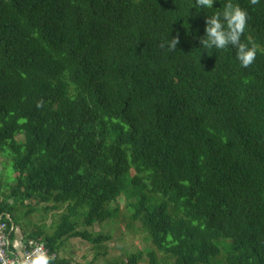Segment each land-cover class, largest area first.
I'll return each instance as SVG.
<instances>
[{
    "label": "trees",
    "instance_id": "trees-1",
    "mask_svg": "<svg viewBox=\"0 0 264 264\" xmlns=\"http://www.w3.org/2000/svg\"><path fill=\"white\" fill-rule=\"evenodd\" d=\"M229 2L257 47L247 68L235 48L199 43ZM7 155L9 239L18 226L50 264H83L60 254L70 237L96 260L111 235L93 226L107 220L148 243L110 264H264V0H0ZM30 201L62 208L51 232L22 228Z\"/></svg>",
    "mask_w": 264,
    "mask_h": 264
},
{
    "label": "rangeland",
    "instance_id": "rangeland-1",
    "mask_svg": "<svg viewBox=\"0 0 264 264\" xmlns=\"http://www.w3.org/2000/svg\"><path fill=\"white\" fill-rule=\"evenodd\" d=\"M8 156V157H7ZM5 158L0 157V175L6 180H10L14 177V170L11 165L10 156L7 155ZM31 204H34L36 208L33 212L29 213L27 216H20V223L23 229L26 231L33 229L34 224L41 227L44 232H51L53 229L52 223L57 218L62 208L58 207L56 209H49L45 212L42 209V206L45 205L44 202L35 204L34 201H30ZM122 203V202H121ZM121 218L122 214H121ZM94 230H102L111 235L110 239L105 242L106 249L103 253V249H98L96 255V260L93 261L95 255V249L92 247V244L83 240L80 237H70L64 243L60 249V254L70 258L73 262H79L83 264H110L114 258L123 257L126 252H132L138 248H143L145 245H148L143 238L142 233L139 231L132 232L127 229L124 222L118 221H105L93 226ZM15 231H20L19 227H15Z\"/></svg>",
    "mask_w": 264,
    "mask_h": 264
},
{
    "label": "clouds",
    "instance_id": "clouds-1",
    "mask_svg": "<svg viewBox=\"0 0 264 264\" xmlns=\"http://www.w3.org/2000/svg\"><path fill=\"white\" fill-rule=\"evenodd\" d=\"M249 2L256 5L259 0H249ZM213 3L214 0H195L197 7L213 8ZM247 19L246 10L231 2L225 3L222 12L207 16L205 19L204 36L199 39L202 49L223 50L231 46L236 50V59L240 62L241 67H249L255 61L257 47L254 44L250 47L249 44L241 42V36L247 26ZM178 43L179 38L176 36L169 39L167 45L162 43L160 47L174 51ZM41 106L42 102H38L37 107ZM52 259L53 257H50L43 249L37 247L33 253L24 258L23 264H50Z\"/></svg>",
    "mask_w": 264,
    "mask_h": 264
},
{
    "label": "built area",
    "instance_id": "built-area-1",
    "mask_svg": "<svg viewBox=\"0 0 264 264\" xmlns=\"http://www.w3.org/2000/svg\"><path fill=\"white\" fill-rule=\"evenodd\" d=\"M11 229L12 227L7 229V224L0 215V264H23L24 258L33 253L37 247H40L48 254L43 242L32 238L25 241L19 254L12 252L9 249V232Z\"/></svg>",
    "mask_w": 264,
    "mask_h": 264
},
{
    "label": "crops",
    "instance_id": "crops-1",
    "mask_svg": "<svg viewBox=\"0 0 264 264\" xmlns=\"http://www.w3.org/2000/svg\"><path fill=\"white\" fill-rule=\"evenodd\" d=\"M24 241H25V237H24L22 231L21 230L20 231H14V235L10 240L12 251L15 253H20L23 249Z\"/></svg>",
    "mask_w": 264,
    "mask_h": 264
}]
</instances>
